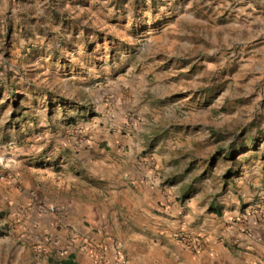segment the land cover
Segmentation results:
<instances>
[{"label":"rangeland","instance_id":"rangeland-1","mask_svg":"<svg viewBox=\"0 0 264 264\" xmlns=\"http://www.w3.org/2000/svg\"><path fill=\"white\" fill-rule=\"evenodd\" d=\"M119 137L182 215L263 207L264 0H0V264L80 249L50 218L73 202L107 212L90 264L159 245L163 207L126 217Z\"/></svg>","mask_w":264,"mask_h":264},{"label":"crops","instance_id":"crops-1","mask_svg":"<svg viewBox=\"0 0 264 264\" xmlns=\"http://www.w3.org/2000/svg\"><path fill=\"white\" fill-rule=\"evenodd\" d=\"M108 143L117 148L119 155L123 157V165L116 164L119 168L114 170L116 173L120 172L126 180L122 183V192L128 193L130 190L135 193L126 217L131 218L143 212L150 213L156 207H163L160 210L163 214L153 215L154 218L162 220L156 221L157 223L163 224L161 229L157 225L152 227L154 234L161 240L159 245L133 259L131 264H264V206L257 205L255 211L247 210L243 215H240L238 209L230 217L204 214L200 210H192L189 214L182 215L180 205L172 204V198L166 197L162 190L138 183L137 175L146 174V162L142 163L141 158L133 156L135 151L131 138H108ZM95 164L99 165L101 171L94 170L95 175L100 180L107 179L103 170L108 166L107 163L96 161ZM140 194L145 196L144 201L150 209L139 204ZM60 208L61 212L57 209V215L50 216L57 228L61 224L58 234L67 233V237L76 238L81 243L80 249L71 250L69 256L62 261L72 257L75 264H90L91 258L98 257L96 250L106 248V242L103 241V223L107 212L92 203L84 202H73L69 207ZM39 218L44 217L39 215ZM63 226H69L70 229L64 230ZM177 236L180 240L176 242ZM94 245L96 249L89 252ZM107 257V264H124L122 254L117 251Z\"/></svg>","mask_w":264,"mask_h":264},{"label":"trees","instance_id":"trees-1","mask_svg":"<svg viewBox=\"0 0 264 264\" xmlns=\"http://www.w3.org/2000/svg\"><path fill=\"white\" fill-rule=\"evenodd\" d=\"M61 264H75V263L73 262V258L70 257L68 260L62 261Z\"/></svg>","mask_w":264,"mask_h":264},{"label":"built area","instance_id":"built-area-1","mask_svg":"<svg viewBox=\"0 0 264 264\" xmlns=\"http://www.w3.org/2000/svg\"><path fill=\"white\" fill-rule=\"evenodd\" d=\"M49 211H50L51 213H55V209H54V208H50Z\"/></svg>","mask_w":264,"mask_h":264}]
</instances>
